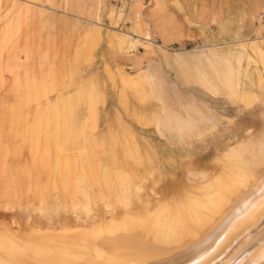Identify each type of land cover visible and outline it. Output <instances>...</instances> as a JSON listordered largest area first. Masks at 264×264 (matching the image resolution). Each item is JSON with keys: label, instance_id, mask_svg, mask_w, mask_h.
Listing matches in <instances>:
<instances>
[{"label": "rangeland", "instance_id": "obj_1", "mask_svg": "<svg viewBox=\"0 0 264 264\" xmlns=\"http://www.w3.org/2000/svg\"><path fill=\"white\" fill-rule=\"evenodd\" d=\"M261 173L264 0H0V246L164 237Z\"/></svg>", "mask_w": 264, "mask_h": 264}, {"label": "bare ground", "instance_id": "obj_2", "mask_svg": "<svg viewBox=\"0 0 264 264\" xmlns=\"http://www.w3.org/2000/svg\"><path fill=\"white\" fill-rule=\"evenodd\" d=\"M251 181L246 192L219 199L198 226L181 217L169 222L163 237L155 222L126 220L106 234L55 237L46 249L0 246L2 264H264V182Z\"/></svg>", "mask_w": 264, "mask_h": 264}]
</instances>
